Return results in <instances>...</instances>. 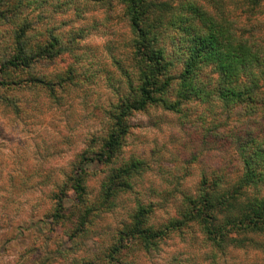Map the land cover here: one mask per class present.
<instances>
[{"label": "clouds", "instance_id": "obj_1", "mask_svg": "<svg viewBox=\"0 0 264 264\" xmlns=\"http://www.w3.org/2000/svg\"><path fill=\"white\" fill-rule=\"evenodd\" d=\"M0 264H264V0H0Z\"/></svg>", "mask_w": 264, "mask_h": 264}]
</instances>
